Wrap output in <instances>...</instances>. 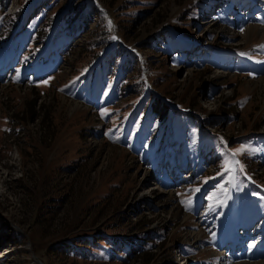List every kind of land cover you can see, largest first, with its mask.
I'll list each match as a JSON object with an SVG mask.
<instances>
[{
    "label": "rangeland",
    "instance_id": "374dc122",
    "mask_svg": "<svg viewBox=\"0 0 264 264\" xmlns=\"http://www.w3.org/2000/svg\"><path fill=\"white\" fill-rule=\"evenodd\" d=\"M261 217L264 0H0V264H264Z\"/></svg>",
    "mask_w": 264,
    "mask_h": 264
},
{
    "label": "trees",
    "instance_id": "16d2710c",
    "mask_svg": "<svg viewBox=\"0 0 264 264\" xmlns=\"http://www.w3.org/2000/svg\"><path fill=\"white\" fill-rule=\"evenodd\" d=\"M82 243L89 244L90 242H89V240H85V241L82 242Z\"/></svg>",
    "mask_w": 264,
    "mask_h": 264
},
{
    "label": "snow or ice",
    "instance_id": "6c2138e0",
    "mask_svg": "<svg viewBox=\"0 0 264 264\" xmlns=\"http://www.w3.org/2000/svg\"><path fill=\"white\" fill-rule=\"evenodd\" d=\"M45 83H47V81H45ZM238 163V162H237ZM230 169L229 168H226L225 171H229Z\"/></svg>",
    "mask_w": 264,
    "mask_h": 264
},
{
    "label": "water",
    "instance_id": "95a60500",
    "mask_svg": "<svg viewBox=\"0 0 264 264\" xmlns=\"http://www.w3.org/2000/svg\"><path fill=\"white\" fill-rule=\"evenodd\" d=\"M41 264H44L43 262H41Z\"/></svg>",
    "mask_w": 264,
    "mask_h": 264
}]
</instances>
